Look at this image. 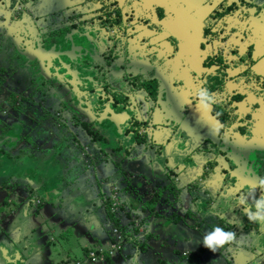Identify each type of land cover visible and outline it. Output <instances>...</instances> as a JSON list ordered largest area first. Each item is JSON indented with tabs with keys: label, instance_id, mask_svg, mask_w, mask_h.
<instances>
[{
	"label": "flooded vegetation",
	"instance_id": "af4514ba",
	"mask_svg": "<svg viewBox=\"0 0 264 264\" xmlns=\"http://www.w3.org/2000/svg\"><path fill=\"white\" fill-rule=\"evenodd\" d=\"M261 1L0 0V50L8 46L2 33L20 48L6 65L0 62V83L15 92L1 106L0 132L9 144L15 138L10 150L22 164L47 145L77 152L79 141L93 137L95 152L125 154L127 165L160 173L164 186L175 169L186 182L199 178L202 192L190 191L201 197L202 221L236 233L220 248L222 261L264 264V225L239 205L247 196L255 210L252 196L262 194L257 182L264 178ZM202 87L216 98L207 113L195 107ZM26 97L41 125L26 128L22 144L11 128L28 118ZM10 176L16 188L27 183ZM193 235L190 246L201 248V235Z\"/></svg>",
	"mask_w": 264,
	"mask_h": 264
},
{
	"label": "rangeland",
	"instance_id": "374dc122",
	"mask_svg": "<svg viewBox=\"0 0 264 264\" xmlns=\"http://www.w3.org/2000/svg\"><path fill=\"white\" fill-rule=\"evenodd\" d=\"M263 1V0H262ZM264 2V1H263ZM29 19L30 17L27 16ZM17 21V20H14ZM20 24H16L14 28L12 29V32L16 34L19 30ZM7 38L8 46L5 48V50H0V62L2 64H7V61L10 59L9 56L12 55V53L16 50L18 51V48H14L13 45L9 42L10 35L2 33L1 38ZM20 55V54H19ZM30 69V68H29ZM22 77V75H19ZM12 94H15V92L12 89H9L7 92L4 88V86L0 83V114L3 115V112L5 113L4 108L1 106L3 105L4 99L8 98L9 100L12 99ZM13 103V102H12ZM21 104L23 108L26 106V116L27 119L21 118V122L23 123V128H31L33 126L41 125L39 123V117L36 118V114L38 112V108L36 107V104L33 103L32 99H27V97L24 100H21ZM20 104V105H21ZM6 107V106H5ZM7 108V107H6ZM34 118V119H33ZM11 121V120H10ZM9 121V122H10ZM43 121V125H44ZM7 126H3V129H6ZM15 136L21 135L19 137V140L22 144H26L28 141L27 136H25V131L22 133V128L19 123L14 122L13 127L11 128ZM1 131V130H0ZM48 131L44 128L41 130V136H44L43 134H47ZM7 136V133L4 134V137ZM48 141V140H47ZM16 144L15 138L13 141L9 142H2L0 140V174L4 173L8 176H5L2 174L5 179L7 180L8 184H11L12 186H17L15 184L14 179H11L10 173H12V176L15 177H21L24 176L27 179V182L25 184L26 189L28 192H31L32 187L31 184H34L35 186L40 184V180H37L33 182L31 180L32 173H37L40 177L44 175V181L46 184V191L53 197L55 195V192H63V188H57L58 191H53L54 186L57 185V178H55L52 181H49L51 177H54L55 175H60L59 172L55 170V166H58V164H61L62 170L69 168L72 164L77 162L79 160V156H77V153L80 150L75 151H68L64 150L65 152H59L55 149L57 147H54L53 145L49 146L47 145L46 148H43L44 150H41L40 156L38 158H34L32 162H27L20 164L18 163L19 158L17 157V154L14 152H9V148L13 147ZM44 145V144H43ZM42 145V146H43ZM39 146V145H38ZM46 149V150H45ZM49 150V151H47ZM48 153V155H47ZM47 155V156H46ZM179 162V159H178ZM50 164H52V167H50ZM169 167V164H168ZM173 169V167H170ZM104 170H106L104 168ZM90 171V170H88ZM93 171V170H92ZM91 172V171H90ZM177 174H174V173ZM28 173V174H27ZM98 173V171H97ZM184 173V172H183ZM180 175L182 177V173L180 170L175 169L173 170V174H171V179L175 180L176 177ZM30 177V178H29ZM50 177L49 180L47 178ZM183 182L185 183V178L182 177ZM38 179V177H37ZM135 181L142 182V189L139 187H136L133 189V193L137 194L135 196H139L140 199H147L155 194L156 189H153L152 185L149 184V182L142 180L141 177H136ZM30 184V185H29ZM140 190V191H139ZM5 194L4 198H1V202L9 206L11 204L6 203V200L8 198V195L3 191ZM35 192L32 191V194ZM64 193V192H63ZM64 195V194H63ZM120 201V193L117 194ZM201 197L197 198V204L202 206L201 204ZM122 201L119 203L121 204ZM17 205V204H16ZM167 203H165L163 200L159 199L158 204L156 205L155 209L153 210L154 213H157L160 208H165ZM22 204H18L17 208H20ZM34 206V205H33ZM142 206V202L140 203V207L138 208L139 214L137 216L133 217V225L126 222L125 225V231H126V239L123 238V235L121 234V231L114 227L113 224L109 221V217H106L105 222L103 223V226L101 224V228L99 233L96 228L99 225V219L96 218L97 215H88L85 216L86 209L81 208L80 203L73 204V208L69 209H58V215H54L50 218L47 217V221H56V232L57 234L62 233L61 236L65 235L68 236V241L61 242L59 239L61 236L55 239V235L53 232L49 231L48 229L43 230L44 239H41L40 242H43V244H39V239L36 240V244L27 248L24 252V258L23 263L21 264H44L47 261V258L50 257L52 260V264H137L136 261H141V264H155V261L159 263H166L164 264H226L225 260L222 261V256L224 255L223 249H218L216 253L211 252L204 246L201 248L192 247L190 246L192 236L193 234H200L201 239H203L204 235L212 229H210L207 225H205V222H202L200 226H192L189 227L185 223H179L176 226L172 225H166L167 227L162 229L164 231L171 232L173 234H176L179 239H175L172 241L167 240V238H162V236H155L153 233L150 234L149 239H147V245H149L146 250L142 251L140 254H137L136 251L138 249L137 244L131 246V244H125L130 243V240L137 239V241H143L146 239L148 233L150 231V225L152 223V217L153 213L149 214L150 216H146L149 210L143 211L140 209ZM16 208V207H15ZM91 208V207H90ZM4 209V206L2 207V210ZM55 210H57L54 207ZM78 209V211H76ZM192 209L195 210V207L192 205ZM44 210V209H43ZM42 210V211H43ZM123 212H127L128 210L133 211L129 208V206L125 207V205H122ZM7 212H11L10 207L6 209ZM88 211V210H87ZM73 212L74 213L73 215ZM123 212L121 210L115 212L116 215H119L122 220L126 221L127 218L124 217ZM202 214V211L200 212ZM95 214V213H94ZM200 214V216H201ZM162 221H164L167 217L163 214L161 216ZM65 218L67 220H65ZM91 219L90 222H88V219ZM197 219H200L199 217ZM208 219V218H207ZM210 219V218H209ZM208 219V221H209ZM193 221H196L194 219ZM210 221H213L210 219ZM7 223L10 225V222L7 221ZM215 223V222H214ZM1 225V222H0ZM213 225V224H212ZM172 226V227H171ZM5 227V226H4ZM3 227V230H0V235H7L10 233V231L5 230ZM104 227V228H103ZM135 227L137 228V232L135 231ZM106 229H109L107 232ZM199 232V233H198ZM97 234V235H96ZM85 235V236H84ZM94 235V236H93ZM96 235V236H95ZM187 236V237H186ZM37 237V236H36ZM186 239H185V238ZM114 238V239H113ZM123 241V242H122ZM114 242L115 244H113ZM38 243V244H37ZM84 244V245H83ZM80 245V246H79ZM90 246L92 249H96L97 247H101V249L105 252H108V254L111 256V260L105 258V255L103 256H97V257H90L89 254L83 252V246ZM32 248V253L28 255ZM119 248V249H118ZM149 248V249H148ZM197 248V249H196ZM193 249V250H192ZM196 249V250H195ZM67 250L70 252L67 253ZM64 252V254H61L59 252ZM191 251H194L193 255L189 259ZM185 254H184V253ZM183 253V254H182ZM215 254V255H214ZM69 256V260L65 259V256ZM147 256L148 260H146V263H142V259ZM18 261H21L18 259ZM50 264V263H48ZM247 264H262V261L260 259H254L249 261Z\"/></svg>",
	"mask_w": 264,
	"mask_h": 264
},
{
	"label": "water",
	"instance_id": "95a60500",
	"mask_svg": "<svg viewBox=\"0 0 264 264\" xmlns=\"http://www.w3.org/2000/svg\"><path fill=\"white\" fill-rule=\"evenodd\" d=\"M25 57L28 59L27 55ZM19 124L23 133L26 128H23L22 123ZM0 137H2L0 139L2 143L8 136L4 137L3 134L0 135ZM122 141L124 146L125 140L122 139ZM113 142L114 145L118 146V139L114 138ZM78 143L81 147L80 151L77 153L79 160H77V162L72 164L69 168L64 169V171L62 170L61 164L55 166V170L59 172L60 175L57 174L54 177H51V179L50 177L47 178V180L50 179L49 181L57 178V185L54 186L53 191H58L57 188L59 187L63 188L62 191L64 193L61 191L59 193L55 192V195L51 197V195H49V193L46 191V184L43 178L44 175H42L39 179V185L35 186V183L31 184V192H28L24 185L16 188L11 184H7L3 188V191H5V193L8 195L7 199L11 202L9 207L22 204V206L24 205L25 208H27L26 204L29 202L31 203L30 207H33V205L37 203V198H43V205H49L52 208L55 207L57 209L52 210V213L50 214L51 218L54 215H58V209H62L63 211V209L73 208V204L77 202V204L80 203L81 208L86 209V217L90 214H101V216L104 218L109 217L110 220V216H119L116 215L115 212L119 210L123 212L122 205H125V207L129 206V208L133 211H128L133 212V215L137 216L139 214L138 208L142 202L140 209L143 211L149 210L146 216H150L149 214L153 213L150 231L146 233V235L150 236V234L153 233V235L162 236V238H167L169 241L179 238L176 234L171 232L167 233L162 229V227L165 228L167 227L166 225L176 226L182 222L189 227H194L200 226V224L204 222L202 221L203 216H200L202 206L199 207L195 193L190 191V188L192 189L200 186L198 194L199 192H202L203 188L201 187V181L200 183L197 181L199 178H193L188 182L185 181L184 183L182 177L178 175L176 179L172 181V184H169V186H164L159 178L160 173H157L154 170L152 171L151 169H144L139 164V162H135V167H132L131 164L127 165L126 161L128 157L125 154L120 153L117 156V154L109 153L104 149L95 152L93 137H85L83 143L81 141ZM57 149L58 147L54 150V155L57 154ZM8 150L11 152L10 148ZM18 163L22 164V162ZM50 167H52V164H50ZM104 168L106 170H104ZM174 174L177 173L175 172ZM2 176L3 175L0 174V178H2ZM136 177H141L143 178L142 180L149 182L153 189L157 188L155 194L144 200L140 199L139 196H135L137 192L136 194L133 193V189L136 187H139L140 189L143 188L142 182L135 181L138 180L135 179ZM11 179L15 178L11 177ZM14 181L17 182L16 180ZM32 191L35 193L32 194ZM118 193H120V201L119 197L117 196ZM159 199L163 200L165 203H167V205L164 209L160 208L158 211H156L157 213H154L153 210L158 204ZM121 201L122 203L119 204ZM192 205L195 207V210L192 209ZM3 206L4 209L8 207L6 205ZM22 206L20 207L21 209ZM76 211H78V209H76ZM103 212L106 217L103 215ZM74 213L76 212H73V214ZM163 214L167 217L164 221H162L161 217H159ZM198 217L200 219H197ZM194 219H196V221H193ZM90 220L91 219L89 218L88 222H90ZM55 224V220H50L45 223L47 229L55 228ZM208 227L214 228V225H209ZM235 228L240 230L238 226Z\"/></svg>",
	"mask_w": 264,
	"mask_h": 264
},
{
	"label": "crops",
	"instance_id": "0c3cea01",
	"mask_svg": "<svg viewBox=\"0 0 264 264\" xmlns=\"http://www.w3.org/2000/svg\"><path fill=\"white\" fill-rule=\"evenodd\" d=\"M260 3L264 4L263 1H261ZM3 134H5V133H3ZM0 138H2V137H0ZM11 152H12V150H11ZM2 174H4V173H2ZM4 175L8 176L6 174H4ZM30 177H31V180H33V182L40 179V176L37 173L34 174V172L32 173V176H30ZM37 177H38V179H37ZM1 181L2 182H0V191H1L2 187H5L8 184L5 181L4 176H2ZM7 201H8V203L10 202L7 199L6 203H7ZM2 204H3V202L0 201V210H1L0 211V222H1L0 230H3V227L6 225L9 227L7 229V231H10V233L7 235H0V264H21V263H23V260H25L23 252L27 248L35 245L37 239H39L38 242H40L41 239L45 238L42 231L47 229V226L45 225V223L47 222V217L50 216V214L52 213V210L54 208H52L49 205L46 206V205H42V204H40V205L35 204L33 207H30L31 203L29 202L26 204L27 208H25L24 205L22 206V209L17 208V206L13 205L14 210L11 207L12 211L10 213L9 212L7 213V211L5 209L2 210V206H3ZM9 204H11V202ZM42 208H44V210ZM41 211H42V213H41ZM96 218L99 219V225L97 226L96 230L99 233H101L99 231V229L101 228V224L103 226V223L105 222L106 218L101 216V214H97ZM7 221L10 222V225L7 223ZM48 230L54 231L53 233L55 235V239H57L59 236L62 235V233H60L61 235L57 234L56 228H48ZM106 231L108 232L109 229H106ZM109 233H110V231H109ZM57 235H58V237H57ZM67 238H68V236L65 237V235H63L60 237L59 240L61 242H64L65 240L68 241ZM39 244H43V242H40ZM126 244H128V243H126ZM130 244L131 243H129V245ZM84 248L92 249L90 246H83V249ZM69 252L70 251L67 250V253H69ZM83 252H84V250H83ZM31 253H32V248H31L30 252L28 253V255ZM59 253L64 254V252H62V251ZM65 257H66L65 259L69 260V256L66 255ZM18 259H20L21 261H18ZM48 263L52 264V260L50 257L47 258V261L44 264H48ZM136 263L141 264V261H136ZM142 263H143V261H142ZM31 264H36V263H31ZM146 264H149V263H146Z\"/></svg>",
	"mask_w": 264,
	"mask_h": 264
},
{
	"label": "clouds",
	"instance_id": "9594fccd",
	"mask_svg": "<svg viewBox=\"0 0 264 264\" xmlns=\"http://www.w3.org/2000/svg\"><path fill=\"white\" fill-rule=\"evenodd\" d=\"M195 100L198 111L207 113L211 111L212 105L216 102L215 96L207 89L200 88L195 94ZM213 134H219L220 129H212ZM257 186L262 190V194L259 198L252 196L254 209L252 205H248V197H239V205L245 206L244 212L248 219L253 222H260L264 225V178H261L257 182ZM255 191V190H253ZM236 233L232 231H225L222 227L216 226L212 231L206 233L202 239V244L205 248L213 253H216L218 249L225 247L235 241Z\"/></svg>",
	"mask_w": 264,
	"mask_h": 264
},
{
	"label": "trees",
	"instance_id": "16d2710c",
	"mask_svg": "<svg viewBox=\"0 0 264 264\" xmlns=\"http://www.w3.org/2000/svg\"><path fill=\"white\" fill-rule=\"evenodd\" d=\"M9 103H10V100H7V98H5L4 102H3V105L6 106ZM0 135H3V133H0ZM16 138H18V135H17ZM7 141H9V140H7V138H6L4 140V142L7 143ZM16 146H14V147H16ZM21 150L22 149H20L19 151H21ZM21 153H22V151H21ZM42 200H44V199H42ZM134 216L135 215H133V212H131V211H127L126 213H124V217L128 219L127 221H126V219L122 220L120 216H114V215L110 216V220L109 221L111 222V224H113L114 227L118 228L121 231V234L123 235V238H122L123 240H124V238L126 239V231H125L126 222L130 223V224H133V217ZM135 231L137 232V228L136 227H135ZM147 237H149V235H147ZM147 239H149V238H146L143 241H137V239L130 240L131 246L134 245L135 243L137 244V246H140V247H138V249L136 251L137 254H140L142 251L146 250V248L149 246V245H147ZM83 250H84L85 253L88 254L90 249L84 248ZM105 258L110 261L111 256L109 254H106ZM142 260H143V263H146V260H148L147 256L145 258H143ZM164 263H166V261H164ZM164 263H160V264H164ZM155 264H159V262L155 261Z\"/></svg>",
	"mask_w": 264,
	"mask_h": 264
},
{
	"label": "built area",
	"instance_id": "2783aa9c",
	"mask_svg": "<svg viewBox=\"0 0 264 264\" xmlns=\"http://www.w3.org/2000/svg\"><path fill=\"white\" fill-rule=\"evenodd\" d=\"M113 244H115L114 242H112ZM184 253V252H183ZM90 257H97V256H103L108 254V252H105L101 249V247H97L96 249H90L88 252ZM185 254V253H184Z\"/></svg>",
	"mask_w": 264,
	"mask_h": 264
}]
</instances>
